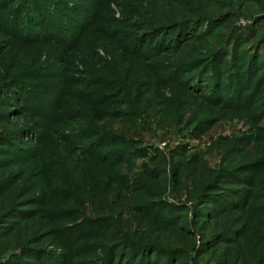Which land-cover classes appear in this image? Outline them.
<instances>
[{
  "label": "rangeland",
  "instance_id": "374dc122",
  "mask_svg": "<svg viewBox=\"0 0 264 264\" xmlns=\"http://www.w3.org/2000/svg\"><path fill=\"white\" fill-rule=\"evenodd\" d=\"M21 1L0 0V264H264V0H63L75 29L11 34Z\"/></svg>",
  "mask_w": 264,
  "mask_h": 264
},
{
  "label": "trees",
  "instance_id": "16d2710c",
  "mask_svg": "<svg viewBox=\"0 0 264 264\" xmlns=\"http://www.w3.org/2000/svg\"><path fill=\"white\" fill-rule=\"evenodd\" d=\"M31 1H32L31 3L26 2V1H21L19 2V4H17L16 7L13 8V10H10L8 12V15H12L11 20L8 22L9 23L8 29L10 30L9 32L11 34H15V33L16 34L18 33L17 35L20 34V30L18 26H20L21 23L24 25H27L28 23L29 28H32L33 24H35L36 26L37 25L41 26L42 24L40 22H44V24L50 25V27L51 25H53V27L55 26V28L53 27L51 28L56 33L61 31L60 25L65 24V23L66 24L68 23V25H70L71 28L75 29L74 26L71 25V23L75 21V17H73V14L70 8L66 5L67 2L65 4L63 0H31ZM17 13H18V16H17ZM7 19H10V18L8 17ZM19 19H22V20H20L19 22ZM175 26L176 25L173 24L166 28H169V32L172 29H175L174 32L171 31L172 32L171 35L175 36L176 38H181V36H184L185 34L183 35V30H184L183 27L182 29H179L180 27L177 29ZM166 28H163V29H166ZM35 32H32V33H35ZM30 34L27 31L25 33H22L21 35H24L27 37V39H30L31 37ZM150 34L155 36L154 40H155L157 47L160 45V43L166 42L167 39H169L167 34L161 33L159 32V30H157L156 33H150ZM64 38L65 37L61 36V40H64ZM215 73L218 76L216 79L219 80L221 79V77H223V74H221L219 70L216 71ZM236 80H237V76L232 72L230 75L229 83L233 84L235 83ZM5 84L8 86L15 85L13 84L12 81H8V82L5 81ZM15 86L17 87V85ZM24 88L27 89V86H24ZM238 93H239L238 90L237 92L235 91V95L233 96L234 100L239 98Z\"/></svg>",
  "mask_w": 264,
  "mask_h": 264
}]
</instances>
